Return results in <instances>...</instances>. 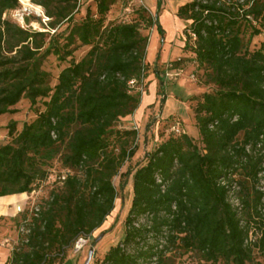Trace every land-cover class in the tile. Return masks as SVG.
<instances>
[{
    "label": "trees",
    "instance_id": "obj_1",
    "mask_svg": "<svg viewBox=\"0 0 264 264\" xmlns=\"http://www.w3.org/2000/svg\"><path fill=\"white\" fill-rule=\"evenodd\" d=\"M116 1L95 0L96 9L76 19L78 0H36L49 21L40 31L4 16L19 0H0V116L16 113L23 98L35 110L20 130L10 122V140L0 143V197L35 191L57 157L69 170L32 210L6 264H57L115 208L114 177L135 154L128 143L138 135L118 123L140 107L147 78L150 37L141 23L163 32L146 7L134 21L109 20ZM177 15L189 21L184 47L214 85L192 97L200 144L171 132L147 153L133 173L124 238L100 264H166L173 250L212 263L247 264L255 250L264 258V42L251 47L264 28V0H188ZM51 55L67 63L55 83L44 67ZM222 177L239 185L240 208Z\"/></svg>",
    "mask_w": 264,
    "mask_h": 264
},
{
    "label": "rangeland",
    "instance_id": "obj_2",
    "mask_svg": "<svg viewBox=\"0 0 264 264\" xmlns=\"http://www.w3.org/2000/svg\"><path fill=\"white\" fill-rule=\"evenodd\" d=\"M30 1L33 5L40 6L41 14L32 8L33 6L25 7L20 1L18 8L8 10L4 16L26 28L48 30L49 21L44 7L36 0ZM186 1L188 0H117L108 14L109 20L134 21L138 17L136 9L146 7L152 15L158 14L159 25L163 32L158 25L148 28L144 22L141 23L143 34H148L150 37L146 57L147 78L142 88L141 114L137 115L138 108L128 118L118 123L121 129H136L138 135L134 141L128 143V148L135 150V154L125 161L119 174L114 177V184L118 191L115 208L105 223L86 237L87 243L81 249H77L75 245L68 248L63 259L58 260L57 264H84L91 248L94 253L90 264H100L109 248L124 238L125 219L133 199L134 170L146 163L147 153L168 137L174 122H180L183 129L200 144L192 108L196 101H193L192 97L204 91L213 90L214 85L204 82L203 68L195 62L192 51L184 47L186 41L184 30L189 21L181 19L177 15V9ZM78 5L76 19L84 17L89 6L92 10L96 9L95 0H78ZM64 28L65 26H62L59 30ZM262 42H264V28L260 35L252 39L251 47L259 46ZM88 49L87 46L81 47L75 53V58H81ZM176 61L179 62L178 67H175ZM170 63L175 67L172 70L173 73L178 72V74L167 77L165 71ZM66 64L54 55L49 56L45 61L44 67L52 73L53 83L57 81L59 72ZM38 105L42 107V101H39ZM14 107L18 110L16 113L0 116V143L10 140L8 134L10 122L16 121V127L20 130L25 122L35 117V110L27 98L21 99ZM49 170L48 177L42 180L32 193L0 197V245L4 248L0 250V260L5 259L7 253L5 248H10L12 253L18 246L20 237L28 232L32 210L44 204L52 191L61 188L62 176L69 171L63 167L59 157L52 161ZM123 184L124 187H122ZM28 209L29 214L25 216ZM167 256L171 257L166 264H232L223 260L214 263L206 262L195 251L184 253L182 250H173L168 252ZM258 263L264 264V258L259 250H255L253 261L247 264Z\"/></svg>",
    "mask_w": 264,
    "mask_h": 264
},
{
    "label": "built area",
    "instance_id": "obj_3",
    "mask_svg": "<svg viewBox=\"0 0 264 264\" xmlns=\"http://www.w3.org/2000/svg\"><path fill=\"white\" fill-rule=\"evenodd\" d=\"M175 67L172 63H170L165 71V76L167 77H172L174 74H178V72L173 73L172 70H174ZM130 84L135 85V80H131ZM185 130L183 129V127L181 126L180 122H174L171 125V132L174 133H182ZM261 144H258V147L260 148ZM261 176H264V171L260 174ZM233 177H236V175H233ZM220 184L225 186L226 188H228L229 190V201L232 203L233 206L235 207H241V202L238 198L237 195V191L239 190V185L237 184L236 181H233L232 183L229 181V179H227L226 177H222L219 180ZM261 189L264 191V178L262 179V186ZM264 212V209H263ZM87 236L85 235H81L80 237H78V239L76 240V242L74 243V245L76 246L77 249H81L86 243H87ZM253 235L252 233L250 234V240H253Z\"/></svg>",
    "mask_w": 264,
    "mask_h": 264
},
{
    "label": "crops",
    "instance_id": "obj_4",
    "mask_svg": "<svg viewBox=\"0 0 264 264\" xmlns=\"http://www.w3.org/2000/svg\"><path fill=\"white\" fill-rule=\"evenodd\" d=\"M136 113H137V115L141 114V112H140V107H139V109L137 110ZM135 115H136V114H135ZM13 195H16V196H17L18 194H13ZM2 209L4 210V208H1V210H2ZM1 249H4V248H3V246L0 245V250H1ZM5 250L7 251L6 256H5V259L0 260V264H6L7 261H8V259L10 258V255L12 254L10 248H7V249L5 248Z\"/></svg>",
    "mask_w": 264,
    "mask_h": 264
},
{
    "label": "bare ground",
    "instance_id": "obj_5",
    "mask_svg": "<svg viewBox=\"0 0 264 264\" xmlns=\"http://www.w3.org/2000/svg\"><path fill=\"white\" fill-rule=\"evenodd\" d=\"M24 5H25V7H32V8H35L36 9V11L39 13V14H41V12H42V10H41V8H40V6H35V5H33L32 3H31V1L30 0H20Z\"/></svg>",
    "mask_w": 264,
    "mask_h": 264
},
{
    "label": "water",
    "instance_id": "obj_6",
    "mask_svg": "<svg viewBox=\"0 0 264 264\" xmlns=\"http://www.w3.org/2000/svg\"><path fill=\"white\" fill-rule=\"evenodd\" d=\"M93 253H94V250H93V248H91V249L89 250V256H88V258L86 259V261H85L84 264H90L91 259H92V256H93Z\"/></svg>",
    "mask_w": 264,
    "mask_h": 264
}]
</instances>
